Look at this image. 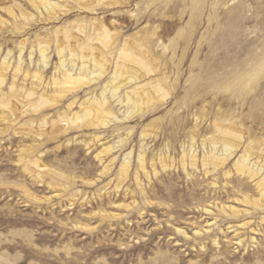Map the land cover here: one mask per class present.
<instances>
[{
	"label": "rangeland",
	"instance_id": "1",
	"mask_svg": "<svg viewBox=\"0 0 264 264\" xmlns=\"http://www.w3.org/2000/svg\"><path fill=\"white\" fill-rule=\"evenodd\" d=\"M9 1L0 264H264V0Z\"/></svg>",
	"mask_w": 264,
	"mask_h": 264
},
{
	"label": "bare ground",
	"instance_id": "2",
	"mask_svg": "<svg viewBox=\"0 0 264 264\" xmlns=\"http://www.w3.org/2000/svg\"><path fill=\"white\" fill-rule=\"evenodd\" d=\"M33 7H35V8H39L40 6L43 8V9H45V11H49V12H54L55 10H58V11H63L64 9L60 6V4H58L57 2H55L54 3V6L53 7H50L48 4H47V2H46V0H27ZM79 4H80V6H87L88 5V3H87V1L86 0H76ZM2 3H6L7 5H8V7H10L11 5H12V2L11 1H9V0H0V4H2ZM19 11H20V13H21V16L22 17H26V19L28 20H32L33 19V15L32 14H27L26 12H24L22 9H20L19 8ZM0 24H4V22L2 21V20H0ZM108 30L106 29V32H105V35H104V37H109L108 36ZM23 48V45H22V47H21V49ZM60 48V47H59ZM39 50H40V53H41V55H42V57H45V55H44V49L42 48V47H40L39 48ZM59 51H60V49H59ZM129 59L130 60H133V58L132 57H129ZM140 65H141V63L140 62H138ZM124 75V81H123V85H125V84H128V83H130V82H132V81H134V80H136L137 78H136V76L135 75H133V74H131L130 73V71H126V72H124L123 73ZM0 81H1V79H0ZM118 90V87H115V88H113V93L115 92V91H117ZM90 114H91V112L89 111V112H85L84 113V115L83 116H85V118H88L89 116H90ZM83 116L81 117L80 115H77L76 116V122L78 121V125L80 124V121H82V118H83ZM224 134H227L228 136H233L232 134H230L229 132H227V131H224L223 132ZM224 146L227 148V146H230L231 148H237V145H236V143L235 144H232V142H230L229 140L228 141H226L225 143H224Z\"/></svg>",
	"mask_w": 264,
	"mask_h": 264
}]
</instances>
